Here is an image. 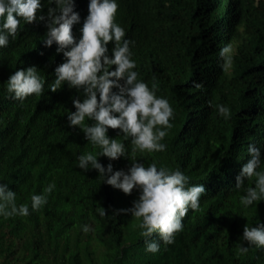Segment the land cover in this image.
<instances>
[{
    "label": "trees",
    "instance_id": "1",
    "mask_svg": "<svg viewBox=\"0 0 264 264\" xmlns=\"http://www.w3.org/2000/svg\"><path fill=\"white\" fill-rule=\"evenodd\" d=\"M115 22L130 41L131 59L138 80L174 110L173 127L161 141L162 152L135 153L145 167L180 169L187 186L203 184L198 210L189 209L175 242L146 252L139 221L127 209L138 199L108 185L97 170L77 166V156L99 151L79 127H70L67 114L73 99L82 94L65 83L56 92L54 69L64 62L57 45L44 44L45 21L21 20L15 39L0 47V183L16 193V203L28 204L30 215L0 216V264H264V248L248 246L243 228L264 224V200L244 207L240 197L254 187L236 176L251 158L248 146L260 149L264 171V0H116ZM39 15H46L50 0H41ZM90 0H74L80 20L73 25L78 40ZM2 23V19H0ZM231 45L233 64L224 71L220 51ZM113 43L108 44L109 55ZM35 66L44 80L42 96L23 102L7 91L9 76ZM115 66H113V69ZM195 84H201L197 89ZM118 91V89H113ZM216 105L229 108L220 116ZM86 123H92L87 121ZM108 136L123 143L131 156V138L119 130ZM98 161L113 171H127L126 157ZM106 180V177H105ZM55 188L47 204L31 211V196ZM214 186V187H213ZM106 214L101 216L100 211ZM90 229L83 231V226ZM248 247L238 254V247Z\"/></svg>",
    "mask_w": 264,
    "mask_h": 264
},
{
    "label": "clouds",
    "instance_id": "2",
    "mask_svg": "<svg viewBox=\"0 0 264 264\" xmlns=\"http://www.w3.org/2000/svg\"><path fill=\"white\" fill-rule=\"evenodd\" d=\"M50 4L54 6L48 7L46 15L38 16L43 8L41 0H0V47H7L10 37L15 39L21 20L26 24L45 21V46L51 47L55 43L56 51L64 57V62L54 69L55 79L50 90L56 92L66 83L70 89L82 94L83 99L79 96L73 99L75 111L67 114V120L70 127H79L85 139L94 148H99L95 154L86 152L77 156V166L85 171L89 168L97 170L108 185L126 195H131L134 189L139 190L138 199L132 206L118 211L130 213L139 221L140 235L146 242L145 251L155 254L160 250V243L149 238L158 236L165 247L173 244L175 235L183 230L184 217L189 209H199L200 197L206 191L203 184L187 186L188 177L180 169L157 168L155 163L145 167L135 158L137 151L166 150L161 141L173 127L170 120L174 118V110L167 99L156 96L155 82L149 88L133 71L136 64L131 59L130 41L124 39V28L115 22L119 7L116 0H90L78 40L72 31L73 25L80 20L73 10L74 0H50ZM110 42L114 45L111 55L107 47ZM220 56L224 61L223 70L228 71L233 64L231 45L223 47ZM6 87L13 99L23 102L29 96L43 95L44 80L32 66L14 71ZM195 87L200 89L202 85L195 84ZM216 109L220 116L230 118L229 108L216 105ZM86 120L92 123H86ZM109 129H119L126 138H131V156L126 153L123 143L108 136ZM248 153L251 158L243 164L235 184L240 189L245 180L255 178L254 187H247L240 197L244 207L264 200V171L257 170L261 164L260 149L249 144ZM99 156L110 161L123 156L132 164L127 171H113L111 163L105 168L98 161ZM54 188V183L49 184L43 194H33L31 211H39L46 205ZM30 214L29 205H17L16 193L7 184L0 183V216L7 219ZM105 214V210L100 211L101 216ZM83 231L88 233L90 229L85 225ZM242 240L248 246L264 248V224L245 225ZM247 252L248 247H238V254Z\"/></svg>",
    "mask_w": 264,
    "mask_h": 264
},
{
    "label": "bare ground",
    "instance_id": "3",
    "mask_svg": "<svg viewBox=\"0 0 264 264\" xmlns=\"http://www.w3.org/2000/svg\"><path fill=\"white\" fill-rule=\"evenodd\" d=\"M214 187V186H213Z\"/></svg>",
    "mask_w": 264,
    "mask_h": 264
}]
</instances>
